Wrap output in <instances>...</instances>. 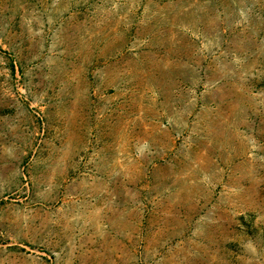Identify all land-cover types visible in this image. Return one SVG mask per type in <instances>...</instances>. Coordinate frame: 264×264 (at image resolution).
<instances>
[{"label":"rangeland","instance_id":"1","mask_svg":"<svg viewBox=\"0 0 264 264\" xmlns=\"http://www.w3.org/2000/svg\"><path fill=\"white\" fill-rule=\"evenodd\" d=\"M0 264H264V0H0Z\"/></svg>","mask_w":264,"mask_h":264}]
</instances>
